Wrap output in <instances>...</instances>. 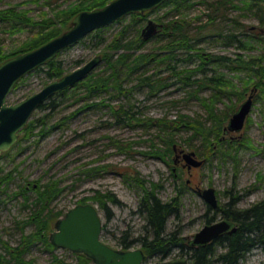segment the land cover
I'll list each match as a JSON object with an SVG mask.
<instances>
[{"label":"trees","instance_id":"1","mask_svg":"<svg viewBox=\"0 0 264 264\" xmlns=\"http://www.w3.org/2000/svg\"><path fill=\"white\" fill-rule=\"evenodd\" d=\"M109 1L111 0H76L61 6L59 0H44L42 4L49 8L50 13L42 11L41 18L37 20L29 16L26 9L19 10L16 6L0 9V24H7L10 32L15 33L28 26L35 28V31L19 45L0 52V63L16 54L37 48L61 34L70 27L72 18L78 12L103 7ZM201 2L204 4L203 12L190 18L184 13V9L192 5L190 0H165L157 7L147 10L151 13L161 9L155 16V20L160 24L159 29L148 39H143L141 35L142 21L147 14L130 13L129 21L106 42L101 51L104 67L99 71L90 72L73 86L53 94L41 103L37 111L46 112L39 116L35 115L36 111L33 112L26 126L20 130L23 131V139L32 136L38 139L43 138L55 128L60 127L77 111L86 107L106 105L111 120L108 122L114 125L156 127L157 136L160 137L163 148L162 151L155 149L152 144L153 149L149 151V154L159 156L167 163L171 162L176 133L184 129L190 132V138L200 139L206 152L216 149L222 159L230 157L235 160V154L231 152L236 151L237 147L233 145L234 142L228 139L223 140L222 134L224 124L236 105L234 103L232 107L227 106L229 109H220L217 105L223 100H232L234 97L240 101L243 92L250 85L260 87L259 97L264 99V83H262L264 80V32H259L260 37L257 36L258 33L251 32L250 26L241 20L242 16L250 12L258 20L257 26L264 31V0H203ZM231 8L238 10L239 13L229 16ZM125 17L115 22H120ZM106 28L107 26L96 29L86 36L97 38V43H102L106 40L103 36ZM152 38L156 42L166 40L159 45L161 52L143 50L145 43ZM216 44L231 46L234 52L226 54L206 51V46L209 48ZM250 49H257L258 52L250 53L248 51ZM151 62L157 68L149 71L146 65ZM38 69H44L46 82L59 78L65 73L62 61L56 57L48 60ZM162 70L167 71L168 76L159 75ZM131 75H134L135 83L127 85ZM252 76L257 78V83L253 82L249 85L245 77ZM234 78L237 79L236 82ZM173 83L186 90L187 95L199 99L206 110L205 117L178 114L173 118L167 116L157 119L144 118L133 103L111 104L100 99L85 102L76 111L48 124L63 97L74 94L78 88L84 91L83 97L86 99L107 92L110 93L108 99L111 100L119 97L129 98L136 89H146V96H152ZM201 90H208V95L199 96ZM15 169L6 174H0V194L5 191ZM179 171L180 173L176 175L172 174L174 179L179 181L180 186L175 185L176 195L169 201H162L157 196V190L161 187L158 182L149 180L148 182L140 178L138 173L124 175L125 180L130 181L131 184L134 183L142 191L138 213L142 215L145 223L142 235L129 239L124 236L118 242L122 250L139 242L144 253L149 256L159 255L160 260L154 264H238L249 250L260 247L264 251V198L245 208L236 206L240 198L239 194L232 195L227 202L218 205L215 210L207 205V211L213 212L210 216H206L205 223L212 222L213 216L218 213L237 225L234 232L221 237L218 241L223 249L220 252H216L213 244L192 245L190 240L186 242L178 237L176 230L167 231L169 217H178V199L187 186V179L183 178L182 170L179 169ZM33 183H36V186L27 187V183L20 186L14 195L23 194L24 205H30L31 208L30 215L21 222L20 229L23 231L24 227L30 224L34 226V229L28 234L21 233L19 244L16 246H11L0 238V244L8 256L6 258L1 254L0 264L9 262L36 264L34 259H26L24 253L31 244L37 242L51 253L49 264H91V258L81 252L74 253L75 262H66L53 253L57 247L50 241L48 230L51 222L62 215V211H52L48 206L60 193L61 188L56 180L43 184L34 180L31 184ZM27 189H32L36 193V197L30 203L29 195L26 194ZM91 198L105 210L107 217L111 214L108 203L120 204L118 198L110 191L103 194L97 192ZM172 249H176L177 254L170 257Z\"/></svg>","mask_w":264,"mask_h":264},{"label":"rangeland","instance_id":"2","mask_svg":"<svg viewBox=\"0 0 264 264\" xmlns=\"http://www.w3.org/2000/svg\"><path fill=\"white\" fill-rule=\"evenodd\" d=\"M43 1L0 0V9L16 6L19 10L26 9L28 15L37 20L41 18L42 11L50 13L49 8L43 6ZM59 1L61 6H66L76 0ZM201 1L203 0H190L192 5L184 9L188 18L203 12L204 4ZM160 10L151 13L139 12L140 14H147L145 20L142 21V28L147 19H153L157 22L155 16ZM238 13V10L231 8L229 16ZM128 15L122 21L107 26L103 33L106 40L102 43L98 44L97 38L85 36L74 45L59 52L55 57L62 61L65 73L94 56H98L100 62L93 71L101 70L105 65L101 60V51L106 42L129 21ZM241 20L247 26L258 24V20L250 12L242 16ZM8 27L7 24H0V52L13 49L35 31V28L28 26L21 31L12 33ZM165 41L156 42L152 38L145 43L143 50L161 52L162 49L159 48V45ZM251 50L248 51L250 53L258 52L257 49ZM206 51L226 54L234 52L233 47H225L223 44L212 45L209 48L206 46ZM146 66L149 71L157 68L153 66L152 62ZM37 68L17 81L7 97V103H15L24 99L47 83L44 69L37 70ZM159 75L168 76V72L162 70ZM130 78V82H125V84H133L134 75H131ZM245 78L248 79L249 85L253 82L257 83V78L254 76ZM169 80L171 81V79ZM234 81L236 82L237 79L234 78ZM186 92L178 84L173 83L152 96H146V89H136L129 98L119 97L110 100L108 99L110 93L107 92L86 99L83 97L84 91L78 88L74 94L63 97L48 124H52L63 116L76 111L85 102L100 99L111 104L133 103L141 117L144 118L157 119L163 116L173 118L178 114L205 117L206 110L199 99L187 95ZM208 93V90H201L198 95L206 96ZM249 94H253V101L242 129L229 131L226 128L228 120L224 124L222 138L234 142L233 145L237 147L236 151L231 152L235 154V160L230 157L222 159L216 149L206 152L200 143V139L190 138V132L184 129L176 133V151L171 155V162L167 163L163 158L149 154V151L153 149L152 144H154L155 149L161 150L163 148L162 141L157 136L156 127L153 125L148 126V128L114 125L110 123V112L106 105L86 107L77 111L60 127L55 128L43 138L38 139L32 136L23 139V131H19L15 142L8 149L0 151V174H6L16 168L12 173V179L5 187V191L0 194V238L7 241L9 245L16 246L19 244L21 233L28 234L34 229L32 224L26 225L23 231L20 229L21 222L30 215L31 208L30 205H24L23 194L14 195L20 186L34 180L40 184L54 180L58 182V186L61 188L60 193L48 206L52 211L61 210L63 214L76 204H93L97 208L102 222L101 240L116 249H121L118 242L124 236L129 239L144 233L145 221L142 215L138 213L142 191L134 183L131 184L130 181L125 180V174L133 173L136 175L138 173L140 178L158 182L161 187L157 190V196L162 201H169L176 195L177 188L175 185L180 186L179 181L175 180L172 174L175 173L174 175H176L180 173L179 169L182 170L183 178L190 181L178 199V217H169L166 226L167 231L176 230V235L186 242L204 225L206 216L211 215L210 212H206L208 204L197 191L198 188L213 187L216 190L219 205L227 202L235 194L240 195L236 204L238 208L248 207L263 199L264 99L259 97L261 94L260 87L250 85L243 92L240 101L234 97L232 100L221 101L217 106L220 109H226L227 106L232 107L235 103L236 106L232 109L233 113ZM35 111L36 116L46 112H38L37 109ZM181 150L194 151L197 158L203 161L202 164L199 167L187 169L184 160L181 159L179 163H175L176 154L181 155ZM106 191L114 193L120 201L118 205L108 203L111 210L109 217L106 216L105 210L99 206L98 202L91 198L97 192L103 194ZM26 194L29 195V203L36 197V193L32 189H27ZM52 230H54V221L51 222L48 234ZM135 248L143 250L139 242L133 243L128 249ZM215 249L216 252L221 250L219 246H215ZM53 253L66 262H75L74 253L76 252L57 247ZM1 254L8 258L0 244ZM144 254L145 258L142 264H154L160 260L159 255ZM176 254V249H172L171 256H169L173 257ZM24 257L34 259L36 264H49L51 253L37 242L28 247ZM8 264L13 263L9 262ZM238 264H264V251L260 247L251 249L244 254Z\"/></svg>","mask_w":264,"mask_h":264},{"label":"water","instance_id":"3","mask_svg":"<svg viewBox=\"0 0 264 264\" xmlns=\"http://www.w3.org/2000/svg\"><path fill=\"white\" fill-rule=\"evenodd\" d=\"M165 0H111L103 7L78 12L70 27L61 34L32 50L16 54L0 63V151L8 149L16 140L18 132L37 109L53 94L73 86L84 79L100 62L94 56L61 77L48 81L38 91L15 103H7V97L17 81L62 50L74 45L87 34L106 27L120 18L133 13L143 12L157 7ZM160 24L147 19L141 29L143 39L153 36ZM253 94L240 103L230 115L226 128L229 131L242 129L251 109ZM175 148V146H174ZM179 154H177L178 156ZM187 169L198 167L202 160L194 151L181 150ZM205 202L212 208L218 206L216 190L211 187L197 190ZM237 225L220 218L204 224L190 239L192 245H205L224 232L232 233ZM102 222L97 208L91 203H79L68 209L56 221L55 229L50 233V241L59 248L81 252L91 258V264H142L145 254L141 248L116 249L100 238Z\"/></svg>","mask_w":264,"mask_h":264},{"label":"flooded vegetation","instance_id":"4","mask_svg":"<svg viewBox=\"0 0 264 264\" xmlns=\"http://www.w3.org/2000/svg\"><path fill=\"white\" fill-rule=\"evenodd\" d=\"M250 30H251V32L258 33L257 36H259V37H260L259 32H264L263 29H262V28H259L257 25H251V26H250ZM257 36H256V37H257ZM175 149H176V148H174V151H176ZM181 159L184 160V159L182 158L181 155H178V156H177V154H176L175 163H179ZM183 165H184V164H183ZM198 167H199V166H198ZM0 169H1V166H0ZM2 174H4V173H2ZM189 181H190V180L188 179V180H187V183H189ZM31 183H32L31 181H28L26 186H27V187H29L30 185H32V186H36V183H33V184H31ZM3 185H4V183H3ZM2 202H3V201H2ZM218 205H219V204H218ZM217 207H218V206H217ZM217 207L213 208V210L217 209ZM65 212H66V211H65ZM65 212H64V213H65ZM206 212H208V211L206 210ZM211 212H213V211H210V213H211ZM64 213H63V214H64ZM63 214H62V215H63ZM62 215H61V216H62ZM61 216H60V217H61ZM58 218H59V217H58ZM58 218H57L56 220H54V229H55L56 221L58 220ZM213 218H214L213 221H216V220H218V219H220V218H225V219H227L226 216H224V215H220V214H218V213H215V215L213 216ZM204 224H206V223H204ZM52 231H53V230H52ZM52 231H51V232H52ZM51 232H50V233H51ZM50 233L48 234V237L50 236ZM227 234H231V233L224 232V233H222L220 236H218L217 238H215L214 240H212V241L209 242V243H210V244H213V246H214V245H215V246H219L220 249H222V246L219 244L218 241L221 240V237H223V236H225V235H227ZM49 238H50V237H49ZM206 244H208V243H206ZM206 244H205V245H206ZM222 250H223V249H222Z\"/></svg>","mask_w":264,"mask_h":264}]
</instances>
